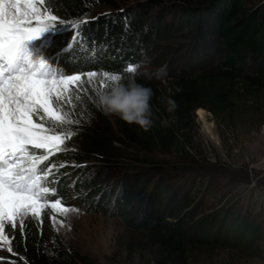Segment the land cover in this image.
Returning a JSON list of instances; mask_svg holds the SVG:
<instances>
[{
	"label": "trees",
	"instance_id": "obj_1",
	"mask_svg": "<svg viewBox=\"0 0 264 264\" xmlns=\"http://www.w3.org/2000/svg\"><path fill=\"white\" fill-rule=\"evenodd\" d=\"M43 4L66 24L53 26L62 31L51 35L46 45L49 55L44 60L51 72L63 76L122 73L127 64L156 54L169 61L172 73L167 76L176 80L168 98L175 101L173 113L180 122L162 126L163 116L152 109L150 130L119 118L117 135L106 114L93 101L87 102L97 118L76 133L70 143L74 150L62 151L53 159L59 164L78 163L55 168L59 198L91 213L116 217L135 230L159 231L158 242L171 253L183 243V237L177 236L190 233L200 245L261 252L264 230L257 212L225 203L201 215L197 208L202 199L192 195L196 185H175L174 177L154 159L125 154L116 143L148 152L170 150L195 110L205 108L219 117L233 108L237 85L263 88L264 4L249 7L247 0L198 4L140 0L132 5L114 0H43ZM101 5L112 10L97 13ZM178 35L189 39L180 48L168 42ZM40 155L47 157L45 165L49 155L38 151ZM41 218L43 223L26 219L23 234L19 221L11 232L6 226L8 239L0 241V264H83L51 216L42 213Z\"/></svg>",
	"mask_w": 264,
	"mask_h": 264
},
{
	"label": "rangeland",
	"instance_id": "obj_2",
	"mask_svg": "<svg viewBox=\"0 0 264 264\" xmlns=\"http://www.w3.org/2000/svg\"><path fill=\"white\" fill-rule=\"evenodd\" d=\"M114 1L119 5H132L140 0ZM183 1L198 4L205 0ZM35 2L41 12L46 10L43 2L40 3L39 0ZM263 4L264 0H247L249 7ZM109 10H112V7L101 5L96 12ZM46 11L51 15L48 10ZM61 31L52 27L39 38L24 42V46L34 47L33 54L28 55L31 58L36 54V58L32 60L34 66L38 67L41 61L45 62V57L49 55L46 45L50 36ZM184 41L189 39L178 35L168 42L180 48ZM155 55L135 62V65L141 66L138 73L123 76L121 82L126 83L130 77H134L137 83L150 87L154 93L151 100L152 109L160 113L169 125L179 126L180 122L177 121L176 115L173 111L168 112L166 103L161 102V98H168V94L176 85V80L173 76H167L172 73L169 71V61L166 58L160 60ZM49 69L51 74L52 67ZM81 77L86 87L70 92L71 104L64 109L68 119L73 121L64 126V131H72L74 135L59 145V150L55 147L50 149L30 147L29 151L35 156L38 151L49 155L45 165L42 160L35 167L39 175L47 174V180L42 182L56 193L48 203H55L56 199H59L61 206L67 207L69 211L65 214L50 209L44 211L49 212L51 218L53 215L56 217L55 221L52 219L56 229L79 255L83 264H264V231L261 252L257 253L200 245L195 241L197 236L193 233L178 235L179 238L183 237V243L171 253L168 247L158 242L159 231L135 230L116 217L85 211L68 205L59 198L56 185L58 179L54 177L55 168L68 163L72 165L78 163L59 164L53 159L62 151L75 149L70 148V143L76 133L83 125L97 118L89 111L86 103L93 101L96 104L98 93L108 90L100 84L104 79L102 73H97L91 83L87 81L86 75ZM232 96L233 108L221 114L222 116L217 117L203 108L206 113L201 117L198 114L199 109L195 110L189 117L188 128L177 132V143L170 150L155 149L148 152L121 143L116 145L125 154L154 159L165 174L174 177L175 185H196L192 195L198 201L202 199L197 208L199 214H207L225 203H237L238 209L243 212L247 210L257 212L256 214L262 217L264 230V87L247 88L237 85ZM106 116L119 135L118 129L122 124L118 122L119 117ZM155 118L158 119L159 116L156 115ZM33 120L35 122L36 117H33ZM18 163L24 168L32 167L30 158L22 159ZM111 167L114 169L115 166ZM40 169H44V172H40ZM60 221H64L63 226Z\"/></svg>",
	"mask_w": 264,
	"mask_h": 264
},
{
	"label": "snow or ice",
	"instance_id": "obj_3",
	"mask_svg": "<svg viewBox=\"0 0 264 264\" xmlns=\"http://www.w3.org/2000/svg\"><path fill=\"white\" fill-rule=\"evenodd\" d=\"M57 24L66 25L46 10L41 12L35 0H0V241H7L6 226L11 232L17 228V221L23 234L25 220L43 223L42 213L49 215L45 209L60 214L69 211L59 199L48 203L56 193L42 182L47 180V174L39 175L35 167L47 157L29 151L30 147L59 150V145L74 135L72 131H64L66 124L73 123L64 109L72 101L69 93L86 87L81 75L57 76L54 70L50 74L46 62L34 66L26 55L24 42L39 38ZM71 27L75 29L77 25ZM79 35L78 32L73 35L74 45ZM136 71L137 65L131 63L122 69V73L128 74ZM122 73L105 71L100 84L109 88L122 81ZM84 75L91 83L97 72ZM28 158L32 167H21L18 161ZM52 219L55 221L56 217L53 215ZM60 224L63 226L64 221ZM7 250L12 252L11 247Z\"/></svg>",
	"mask_w": 264,
	"mask_h": 264
},
{
	"label": "clouds",
	"instance_id": "obj_4",
	"mask_svg": "<svg viewBox=\"0 0 264 264\" xmlns=\"http://www.w3.org/2000/svg\"><path fill=\"white\" fill-rule=\"evenodd\" d=\"M140 65H137L138 73ZM154 93L150 87L137 83L134 77L128 81L112 84L107 91L98 93L96 104L106 115L118 116L128 124H136L142 130L148 131L153 127L154 117L151 100ZM166 103L167 111H174L176 104L171 98H161ZM162 126L167 124L161 121Z\"/></svg>",
	"mask_w": 264,
	"mask_h": 264
},
{
	"label": "bare ground",
	"instance_id": "obj_5",
	"mask_svg": "<svg viewBox=\"0 0 264 264\" xmlns=\"http://www.w3.org/2000/svg\"><path fill=\"white\" fill-rule=\"evenodd\" d=\"M205 113H206V112H205V110H203V109H199V110H198V114H199L201 117H203Z\"/></svg>",
	"mask_w": 264,
	"mask_h": 264
}]
</instances>
